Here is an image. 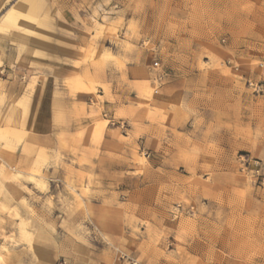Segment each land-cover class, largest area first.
Returning <instances> with one entry per match:
<instances>
[{
    "label": "rangeland",
    "instance_id": "obj_1",
    "mask_svg": "<svg viewBox=\"0 0 264 264\" xmlns=\"http://www.w3.org/2000/svg\"><path fill=\"white\" fill-rule=\"evenodd\" d=\"M19 1L0 264H264V0Z\"/></svg>",
    "mask_w": 264,
    "mask_h": 264
},
{
    "label": "bare ground",
    "instance_id": "obj_2",
    "mask_svg": "<svg viewBox=\"0 0 264 264\" xmlns=\"http://www.w3.org/2000/svg\"><path fill=\"white\" fill-rule=\"evenodd\" d=\"M43 10L44 8L40 0H20L19 3L13 6L12 8H10L3 17L5 21H12L14 24H16L18 23V20L21 16L23 17L25 16L31 19L32 21H36L37 26H41L40 28L48 29L50 26V24L48 23V18L46 16L41 17ZM31 28H35V27L31 25ZM40 33L35 36L36 40H43L48 43V38L46 36V33L44 32L43 34ZM35 174L34 173L31 174L30 177L32 179H37ZM37 181L39 184L42 185L44 184V182L40 181V179H38Z\"/></svg>",
    "mask_w": 264,
    "mask_h": 264
},
{
    "label": "built area",
    "instance_id": "obj_3",
    "mask_svg": "<svg viewBox=\"0 0 264 264\" xmlns=\"http://www.w3.org/2000/svg\"><path fill=\"white\" fill-rule=\"evenodd\" d=\"M179 207H180V206H178L177 208L179 209ZM175 214H177V213H175Z\"/></svg>",
    "mask_w": 264,
    "mask_h": 264
},
{
    "label": "crops",
    "instance_id": "obj_4",
    "mask_svg": "<svg viewBox=\"0 0 264 264\" xmlns=\"http://www.w3.org/2000/svg\"><path fill=\"white\" fill-rule=\"evenodd\" d=\"M65 103V102H64ZM66 104H68V102L66 101Z\"/></svg>",
    "mask_w": 264,
    "mask_h": 264
}]
</instances>
